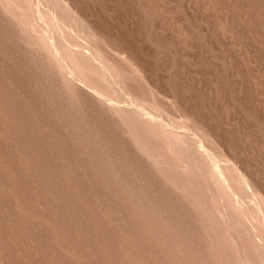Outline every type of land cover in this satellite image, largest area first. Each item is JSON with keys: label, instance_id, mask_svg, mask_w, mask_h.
Instances as JSON below:
<instances>
[{"label": "rangeland", "instance_id": "rangeland-1", "mask_svg": "<svg viewBox=\"0 0 264 264\" xmlns=\"http://www.w3.org/2000/svg\"><path fill=\"white\" fill-rule=\"evenodd\" d=\"M0 264H264V0H0Z\"/></svg>", "mask_w": 264, "mask_h": 264}]
</instances>
